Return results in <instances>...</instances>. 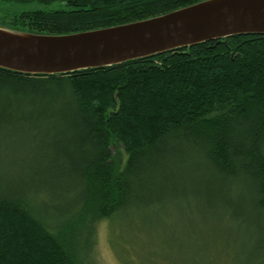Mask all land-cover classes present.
Segmentation results:
<instances>
[{
	"label": "trees",
	"instance_id": "16d2710c",
	"mask_svg": "<svg viewBox=\"0 0 264 264\" xmlns=\"http://www.w3.org/2000/svg\"><path fill=\"white\" fill-rule=\"evenodd\" d=\"M0 1L43 7L14 12L0 26L60 35L202 0ZM37 116L55 118L48 131L65 134L69 144L55 138L43 153L46 163L30 168L25 184L0 188V264H84L94 220L127 214L136 198L151 195L143 175L166 148L195 158L203 170L197 178L225 186L220 204L246 263L264 264V35H234L65 74L0 68V122L12 131L17 120L27 124ZM27 126L22 131L36 127ZM114 144L125 154L121 167L112 160ZM186 165L194 168L181 161ZM210 196L207 183L198 197L209 205Z\"/></svg>",
	"mask_w": 264,
	"mask_h": 264
},
{
	"label": "rangeland",
	"instance_id": "374dc122",
	"mask_svg": "<svg viewBox=\"0 0 264 264\" xmlns=\"http://www.w3.org/2000/svg\"><path fill=\"white\" fill-rule=\"evenodd\" d=\"M31 7L43 8L0 1V20H9L10 14ZM30 119L27 124L36 126L32 131H22L28 128L24 120H17L12 131L0 122V188L25 184L30 168L46 163L43 153L50 151L54 141L61 138L62 145L69 144L65 134L48 131L55 118ZM171 150L166 148L155 155V164L143 175L144 183L153 188L151 195L139 197L144 200L136 198L127 214L122 212L113 220H94L84 249V264H247L242 241L235 236L234 226L220 204L219 194L225 193V186L201 180L205 176L197 178L203 170L197 168L196 159ZM111 155L114 164L121 167L125 157L122 148L111 145ZM183 160L194 168H181ZM207 183L210 197L215 199L209 205L198 197Z\"/></svg>",
	"mask_w": 264,
	"mask_h": 264
},
{
	"label": "water",
	"instance_id": "95a60500",
	"mask_svg": "<svg viewBox=\"0 0 264 264\" xmlns=\"http://www.w3.org/2000/svg\"><path fill=\"white\" fill-rule=\"evenodd\" d=\"M234 35H264V0H202L139 21L60 35L0 26V68L65 74Z\"/></svg>",
	"mask_w": 264,
	"mask_h": 264
}]
</instances>
